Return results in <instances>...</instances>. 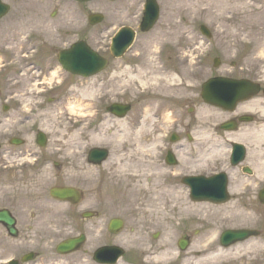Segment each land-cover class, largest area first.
I'll return each mask as SVG.
<instances>
[{
	"label": "rangeland",
	"instance_id": "rangeland-1",
	"mask_svg": "<svg viewBox=\"0 0 264 264\" xmlns=\"http://www.w3.org/2000/svg\"><path fill=\"white\" fill-rule=\"evenodd\" d=\"M199 1L158 0L161 7V18L155 29L149 34L140 35L134 52L123 60L114 62L111 70L105 74V78H113L112 71L116 69L118 72L117 77L109 83L115 85L111 91L112 94L102 86L99 87L96 84L89 86V89L94 92V97L98 96L100 109L102 105L114 100L129 102L134 105V111L125 119V122L128 123H135L140 114L148 109L150 112L147 115L150 120L147 126V134L152 136V130L157 127L156 115L163 103L162 101L168 98L166 93L169 90L173 91V88L169 89V86L180 83L179 81H183L185 85L196 81H207L212 71H215L213 67L215 58H220L223 66H231L232 62H236L239 65L250 67L254 72H258L255 74L259 75L261 80L264 79V0H255V2L253 0H244L243 2L236 0ZM140 4L141 1L139 0H121L116 5L117 9L123 11L119 15L120 18L122 20L127 18L123 17L126 15L125 9H130L131 15L136 14ZM203 24L213 33L211 40L202 38L199 28ZM162 35H167L168 39L174 38L176 47H165L162 50L164 56H156V58L168 66L172 77L176 78L175 82L166 87H163L164 85L156 87L151 84L147 86L145 82L146 87L136 86V83H128V77L121 76V74L127 67H137L138 62H133L132 58L137 54L146 53L149 55L150 52L155 55L154 47L161 42L160 37ZM208 51L210 52L208 53ZM182 59H185L184 64L181 63ZM158 74H160L159 71H153L151 75L145 76L143 81H159L157 78H151ZM61 78L56 79V81ZM100 88L103 90L100 91ZM125 89H130L132 93L145 90L147 94L141 98H136L133 94L124 92ZM188 89L191 88L188 87ZM31 90L37 92L39 88L33 87ZM10 91H15L17 94L15 99H18L20 98V91L27 90L26 88L16 90L5 88L3 90L0 81V103H2L4 93L8 94ZM64 91L61 90L57 95H53L54 101L45 106V111L53 115L52 118L58 117L62 111L64 112L67 109L68 101L78 96L76 92L72 93L73 90H67L68 92L63 94ZM120 92H124L126 95L122 96ZM148 104L149 107L147 108ZM11 106L14 110L6 115H1L0 118V143L2 144L0 152V209H8L13 212L20 218L22 224L17 239L10 238L0 225V264H4L12 258L20 259L22 255H26L30 251L38 252L39 258L29 264H95L93 261L94 252L102 246H107V244L122 246L126 250V256L118 264H213V262L201 258L208 252L209 234L212 232L208 226V221L198 217L187 222L180 220L176 211H172L174 203L170 202L184 201L186 196L183 195V187L168 181L164 172H159L155 178L152 177L150 182L143 178L144 185L129 178L118 181L111 180L108 173L104 171L105 166L113 158L108 160V164L104 163L96 170L97 173L93 179L90 178V181L96 185L88 200L97 199V202L102 203L101 220L94 224L81 222L74 210L64 211L62 206L53 205L52 200L47 196L48 190L55 184L62 183V181L54 179V169L52 167L47 168L41 177L34 182H30V179L31 176H34L35 170H18L21 167L17 161L27 158L18 156L19 151L22 154L26 153V155L31 154L32 156L41 152V148L36 145L35 140V131L39 125L35 127L29 125V121L24 119L28 114L23 110H16L14 105ZM36 113L30 114L29 117L41 116L40 112ZM87 114L92 115V112ZM98 114H103V111ZM56 121L58 120L56 119ZM57 123L61 124L62 121ZM116 123L111 120L110 124L114 126ZM91 127L90 125L89 128ZM167 128L169 125H166L165 129ZM57 130L65 133L67 137L72 135L68 131ZM70 130L74 131L73 128ZM43 132L49 138V148L46 153H55L54 158L57 157L54 159L55 161L63 160L58 158L63 153L64 156L73 153L78 155V151L83 146L71 148L52 146V136L45 131ZM14 137L25 140V146L11 147L9 140ZM89 139V136L84 138L86 144H89ZM104 144H97L95 147H104ZM79 159V157L76 158V160ZM141 169L145 174L148 166L147 168L141 167ZM51 173L54 174L51 175ZM68 173L70 174L67 171ZM72 181L73 178L69 176V179L64 182L76 186L77 183ZM253 197L250 196L247 203L250 200L255 201L256 206L264 212V204L258 200L259 196L253 195ZM35 201L36 204H34ZM192 211L206 215L210 213L208 208L202 210L193 208ZM38 212H41L43 218L54 220L52 226L47 227L42 224L40 222L42 218L38 216ZM163 214L165 218L169 215L167 220L164 219ZM115 216L125 222V229L118 236L110 235L106 230L109 218ZM174 218L172 223L171 220ZM260 223V225H254L253 229L264 230V223ZM220 228L218 226L219 230ZM96 232H101V242L94 243L92 241L90 245L91 240H96ZM81 233L90 236L89 242L82 249L83 251L69 257L56 255L55 248L60 242L69 237H77ZM184 234L192 236L193 244L187 252L181 253L177 242ZM156 237L157 239H155ZM262 237L264 238V235ZM166 250L171 251L174 256L164 255ZM233 264H264V261L254 263L244 261Z\"/></svg>",
	"mask_w": 264,
	"mask_h": 264
},
{
	"label": "flooded vegetation",
	"instance_id": "flooded-vegetation-1",
	"mask_svg": "<svg viewBox=\"0 0 264 264\" xmlns=\"http://www.w3.org/2000/svg\"><path fill=\"white\" fill-rule=\"evenodd\" d=\"M119 1L0 0L2 7L7 9L6 15L0 19V80L10 87L26 88L27 91H20L24 99L32 96L30 89L33 87L49 94L52 93L48 92L49 86L55 85L57 89L64 90L76 80L82 83L83 77L63 72L59 63L60 52L77 45L82 51L103 56L110 65L113 58L104 44L124 28L122 19L117 18L123 13L117 9ZM125 14L128 19L134 16L130 9H125ZM231 69L234 73L231 76L215 73L212 76L233 79L243 77L238 74L244 71L243 68L232 65ZM56 70L62 76V83L53 79ZM100 77V74L94 77L98 84L101 82ZM246 77L260 83L253 75ZM66 80H71L69 85ZM181 85L184 84H178L171 96L162 101L156 115L157 127L146 144L153 164L151 172L156 176L164 172L168 181L185 187V180L192 178L205 179L206 184L210 181L219 183L222 178L220 175L223 174L228 184H252L254 188L250 189L249 194L254 195V189L259 188L264 178V173H261L264 159L258 154L264 150V84L258 96L238 103L232 110L206 104L201 97V84L197 86V81L191 84L192 89L180 88ZM166 125H169L167 131ZM239 146L245 149L243 157L238 153ZM48 148L37 156L29 155L37 159L34 167L24 169L35 170L30 182L40 178L52 165L55 174L51 175L54 174L56 181H62L55 186L73 188L79 194V206L64 204L63 209L88 213V218L80 216L81 222L94 224L100 221L102 203L97 202V199L89 201L88 197L96 185L90 178L93 179L101 165L95 166L88 160L89 152L79 154V160L58 162L46 153ZM233 150L235 153H232ZM232 157L231 165L229 160ZM54 162L58 165L55 166ZM69 176L77 183L76 186L64 182ZM52 202L58 205V202ZM249 204L257 207L251 200ZM38 216L47 227L55 222L43 218L41 212H38ZM17 218L21 227L20 218Z\"/></svg>",
	"mask_w": 264,
	"mask_h": 264
},
{
	"label": "bare ground",
	"instance_id": "bare-ground-1",
	"mask_svg": "<svg viewBox=\"0 0 264 264\" xmlns=\"http://www.w3.org/2000/svg\"><path fill=\"white\" fill-rule=\"evenodd\" d=\"M201 1L202 0L199 2ZM236 1L243 2L244 0ZM253 2H255V0H253ZM190 7L192 6L190 5ZM160 40L162 45H166V40H174V38L168 39L167 35H162ZM159 43H157V45L154 47L156 51L158 50V47L161 46ZM149 55L152 57L150 58ZM149 55L144 54L142 56V61L139 64L138 69L125 70L126 73L132 75L130 77L131 81H138L143 84V78L145 76L151 75V72L164 71L158 67L160 64L153 56V53L150 52ZM55 74L56 73H54L53 76H55ZM165 82L167 83V80H165ZM74 92L78 94L77 98L69 101L68 108L65 109L64 112L62 111L60 114L61 116L59 115L58 117L53 118L47 116L45 118V122L41 126L44 131L51 134L52 146H78L82 144L80 142L83 141L84 138H87V136L90 137L89 143L92 145H96L100 141L109 140L111 144L114 145L112 156L113 159L111 160L113 163L106 165L104 171L108 173L111 180L114 179L118 181L119 179L122 180L129 178L134 182L142 184L143 178H146L145 176L147 174H143V169H141V167H146L144 153L147 150V147L144 141L146 139L145 129L150 120L147 113L150 111L146 109L145 115L141 117V120L137 123H127L123 119H118L115 121L117 123L113 127H110V122L106 120L99 128L89 131L90 124L96 119L94 114V108L96 105L94 92L91 89L85 87L75 88ZM31 106L32 104H30V107ZM88 112L93 113L92 115H89L87 114ZM88 115L90 119H87L89 118L87 117ZM65 116L71 117L69 121H74L76 119L77 121L75 123L81 125L78 133L75 132V134L71 135L70 137H67L65 133H61L57 129H54L50 126L54 125V123L58 121H63ZM56 119L58 121H56ZM258 154L262 159H264V150L259 151ZM155 170H157V168H155ZM251 188H254L252 184L239 183L232 186L231 191L239 196H246L250 192ZM170 203H174L172 211H176L177 216L182 222L190 221L194 217L208 221V226L212 232L209 234L210 241L208 242V252L201 257L202 259L211 261L213 264H233L244 261H250L254 263L264 261V240L262 238L238 243L226 249L218 246L221 232V230L218 229L219 225L225 226L224 228H228L257 225L260 222L264 223V213L256 212L255 207H252L249 203H247L246 198H242L241 201H233L222 207H210L208 204L198 203H192L191 205L188 199ZM193 208H198V210L208 208L210 213L208 215L200 214L201 212L192 211ZM168 217L169 215L166 218L164 217V219L167 220ZM174 220L175 218L171 220L172 223ZM100 233L101 232H98V235H100ZM184 238L187 239L186 236H184ZM79 245H81V243ZM76 253L77 252L71 256H74ZM163 254L167 255L168 257L174 256L169 250H166V252Z\"/></svg>",
	"mask_w": 264,
	"mask_h": 264
},
{
	"label": "water",
	"instance_id": "water-1",
	"mask_svg": "<svg viewBox=\"0 0 264 264\" xmlns=\"http://www.w3.org/2000/svg\"><path fill=\"white\" fill-rule=\"evenodd\" d=\"M158 15H159V11H158V6L154 1H149L148 4V8H147V15H146V20H145V24L146 27L144 28V31L149 30L154 23L156 22V20L158 19ZM125 36L127 39L124 42L123 45L119 46V42L116 40V46H114V49L116 50H123L124 48L127 47V45H130L132 40H133V34L130 32H124L121 37ZM73 60L74 56L70 55L67 59L66 57L64 58V61L66 62L65 66L67 69L71 70L74 73H80L86 76L92 75L94 73H96L99 69L100 66H103V62H98L96 61L94 64H92V66L90 65V69L94 68L93 70H88L85 71L86 68H83V65L81 67H76L79 65H74L73 62L71 60ZM81 69L83 71H80L78 69ZM246 85L243 82L240 83H230L227 81H222V82H217V81H212L210 82V84H208V86L205 88V93L203 94L204 99L208 102L211 103L212 105L215 106H220V107H227L229 104V101H227V98H231L230 100V104H235L237 100L239 99H243L244 96L242 97V91L245 90ZM252 87H250L248 90H251ZM235 90H239L240 94L237 92L235 94H233L232 96H230L229 92L230 91H235ZM208 91V92H207ZM227 91V92H226ZM223 92H226L225 94H223ZM242 97V98H241ZM125 110V109H124ZM126 111H123L120 115H125ZM15 144H20V142L16 141L14 142ZM41 144H44V138H42ZM75 193L72 191H68V190H53L52 191V196L56 199H60V200H66L72 197V195H74ZM261 199H264V195L262 196ZM75 203H77L76 201H74ZM0 223L4 224L8 229L9 232L12 236H17L16 231L13 229V226L15 225V221L13 220V218L10 216V214L6 211L4 212H0ZM114 227L117 228L116 230H113V232L117 233L120 229H121V224L118 222L114 223ZM256 235L255 233H251L248 231H242V232H227L225 233V235L223 236V244L225 246H230L236 242L239 241H244L246 239H248L250 236ZM81 241L80 240H71L68 242H65L64 244H62L59 247V253L61 254H67L70 252L75 251L76 249H78L77 245L80 244ZM188 241L186 239L182 240L180 242V248L182 251H185L188 247ZM80 246V245H79ZM111 252L114 256V258L110 261H106L103 255L106 254H100L98 253L97 255V259H99V261L103 262V263H115L118 258L122 255V252L120 250H114L111 249ZM110 260V259H108Z\"/></svg>",
	"mask_w": 264,
	"mask_h": 264
}]
</instances>
